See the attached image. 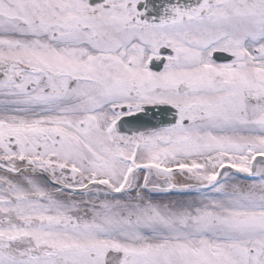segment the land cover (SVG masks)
<instances>
[{
  "label": "snow or ice",
  "instance_id": "snow-or-ice-1",
  "mask_svg": "<svg viewBox=\"0 0 264 264\" xmlns=\"http://www.w3.org/2000/svg\"><path fill=\"white\" fill-rule=\"evenodd\" d=\"M0 264H264V0H0Z\"/></svg>",
  "mask_w": 264,
  "mask_h": 264
}]
</instances>
